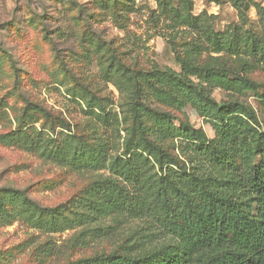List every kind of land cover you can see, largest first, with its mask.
Returning <instances> with one entry per match:
<instances>
[{"label": "rangeland", "instance_id": "obj_1", "mask_svg": "<svg viewBox=\"0 0 264 264\" xmlns=\"http://www.w3.org/2000/svg\"><path fill=\"white\" fill-rule=\"evenodd\" d=\"M191 2V13L213 15L210 21L217 30L237 21L229 2ZM171 6L176 7V0ZM170 10L161 9L158 0H0V134L32 128L39 146L69 150L66 161L56 163L44 158L40 148L0 142V188L24 190L40 204L54 206L76 198L96 180L115 178L108 160L134 142L124 72L163 67L179 71L177 53L194 38L190 29L173 25ZM248 17L247 28L257 32L254 8ZM214 59L233 71L240 69L239 60L224 52H203L198 62ZM245 62L248 68L240 74L261 84L257 90L238 94L217 86L209 89L217 101H244L261 120L264 72L251 58ZM147 101L202 129L208 138L214 136L190 102L176 109L148 96ZM97 114H108L112 121L100 123ZM73 145L87 166L71 164ZM164 146L180 160L187 157L177 139L166 140ZM98 153L108 157L104 166ZM124 186L136 193L131 184ZM13 210L10 221L0 219V264H67L113 249L175 242L144 209L138 217L109 215L57 232L34 227L20 215L21 208Z\"/></svg>", "mask_w": 264, "mask_h": 264}, {"label": "trees", "instance_id": "obj_2", "mask_svg": "<svg viewBox=\"0 0 264 264\" xmlns=\"http://www.w3.org/2000/svg\"><path fill=\"white\" fill-rule=\"evenodd\" d=\"M207 1L229 2L237 21L217 30L210 21L213 15L191 13V0H176L175 8L172 0H158L161 9L171 7L173 25L190 29L194 38L177 53L179 71L163 67L124 72L131 91L134 142L121 156L109 160L98 153L100 165L108 160L115 178L96 180L76 198L54 206L40 204L24 190L2 187L1 220L10 221L13 208L19 207L20 215L34 227L57 232L109 215L138 217L144 209L175 242L154 248L113 249L67 264H264V90L259 95L260 120L244 101H217L209 89L217 86L242 94L261 87L240 70L248 68L245 61L251 58L264 72V0ZM250 8L256 12L257 32L247 28ZM203 52L236 57L240 69L218 65L216 59L201 64L198 58ZM147 96L176 109L190 102L209 122L214 136L208 138L187 120L152 106ZM107 116L97 114V119L109 123L112 119L108 121ZM113 121L118 123L116 118ZM33 137L32 128H20L0 134V142L40 148L44 158L66 161L69 150L39 146ZM168 139H177L186 153L184 160L164 146ZM73 148L71 164L87 166L78 158L77 145ZM87 156L91 157L88 152ZM124 183L131 184L136 193Z\"/></svg>", "mask_w": 264, "mask_h": 264}]
</instances>
